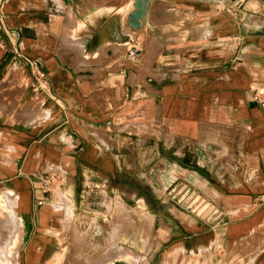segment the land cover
Returning a JSON list of instances; mask_svg holds the SVG:
<instances>
[{
	"label": "crops",
	"instance_id": "0c3cea01",
	"mask_svg": "<svg viewBox=\"0 0 264 264\" xmlns=\"http://www.w3.org/2000/svg\"><path fill=\"white\" fill-rule=\"evenodd\" d=\"M0 2L14 264H264V0Z\"/></svg>",
	"mask_w": 264,
	"mask_h": 264
},
{
	"label": "built area",
	"instance_id": "2783aa9c",
	"mask_svg": "<svg viewBox=\"0 0 264 264\" xmlns=\"http://www.w3.org/2000/svg\"><path fill=\"white\" fill-rule=\"evenodd\" d=\"M2 2H0V12L2 11ZM33 73H34V89L41 87L40 80L44 77V71L40 68L39 64L36 61L32 62ZM252 96L253 99L260 102L264 106V98L262 97L261 92L256 86L252 87ZM39 184L44 193H51L53 189L62 181V177L57 173H48V174H39L38 175ZM44 199H39L38 203L42 204Z\"/></svg>",
	"mask_w": 264,
	"mask_h": 264
},
{
	"label": "bare ground",
	"instance_id": "6f19581e",
	"mask_svg": "<svg viewBox=\"0 0 264 264\" xmlns=\"http://www.w3.org/2000/svg\"><path fill=\"white\" fill-rule=\"evenodd\" d=\"M9 191V190H8ZM8 195V194H7ZM13 195V194H12ZM11 195V196H12ZM10 196V195H9ZM6 198H7V196H6ZM12 199V197H8L7 198V203H8V205H9V208L12 210V204L16 201H14L13 199ZM2 200H4L3 198H2ZM4 202H5V200H4ZM20 204V203H19ZM7 207V206H6ZM10 210V211H11ZM13 211H14V208H13ZM20 211V210H19ZM7 221H8V223L7 224H9L8 226H9V229H10V238L8 239V241L4 244V245H1L0 246V250L2 251V258H1V260L2 261H0V264H2L3 263V261L6 263V264H14V259H13V257H14V251H15V243H16V241H17V239H16V231H17V227H18V223H19V221H18V219H17V217H16V215L14 214V212H11L10 214H8V217H7ZM125 228V227H124ZM121 233V232H120ZM18 234V233H17ZM9 235V234H8ZM77 235H78V233H77ZM79 237V236H78ZM19 240V239H18ZM37 240V239H36ZM35 242V241H34ZM41 242V241H40ZM33 246V245H32ZM78 250V249H77ZM35 251V250H34ZM38 251V250H37ZM16 252V251H15ZM122 254V253H121ZM67 255V254H66ZM130 253H128V252H125V256L127 257V258H130ZM110 257V256H109ZM68 258V257H67ZM103 258V257H102ZM101 258V259H102ZM107 258V257H106ZM111 258V257H110ZM51 259H53V258H51ZM33 260V259H32ZM58 261L59 260V256L58 257H56L55 259H53V262H51V263H54L55 261ZM106 259H104V260H100L101 262H104ZM72 261V260H71ZM98 261V259L96 260V262ZM106 262V261H105ZM48 263V262H47ZM77 263H78V261H77ZM82 263V262H81ZM80 263V264H81ZM100 263V262H99ZM49 264H50V262H49ZM102 264V263H101Z\"/></svg>",
	"mask_w": 264,
	"mask_h": 264
},
{
	"label": "water",
	"instance_id": "95a60500",
	"mask_svg": "<svg viewBox=\"0 0 264 264\" xmlns=\"http://www.w3.org/2000/svg\"><path fill=\"white\" fill-rule=\"evenodd\" d=\"M148 1L149 0H136V9L131 14V24L134 27L139 26V19L142 18L145 14Z\"/></svg>",
	"mask_w": 264,
	"mask_h": 264
},
{
	"label": "rangeland",
	"instance_id": "374dc122",
	"mask_svg": "<svg viewBox=\"0 0 264 264\" xmlns=\"http://www.w3.org/2000/svg\"><path fill=\"white\" fill-rule=\"evenodd\" d=\"M9 238H10V236H9ZM9 238H8V239H9ZM7 241H8V240H6L5 243H6ZM5 243H4V244H5ZM4 244H3V245H4ZM0 246H1V244H0ZM125 252H128V253L131 254V255H130V258H128V259H135V258H136V255H135L133 252H131L130 250H126ZM57 257H58V256H57ZM67 257H68V258H67ZM76 257H77V256H75V255H69V254H68V255H65V254H63L62 257H60L59 260H61V262H64V261H66V260H67V261H71V260H72L71 262H77V261H79V260H78ZM1 258H2V251L0 250V261L3 260V259L1 260ZM59 260H58V261H59ZM58 261L56 260V261H55L54 263H52V264H57ZM2 264H6V263L3 261Z\"/></svg>",
	"mask_w": 264,
	"mask_h": 264
}]
</instances>
